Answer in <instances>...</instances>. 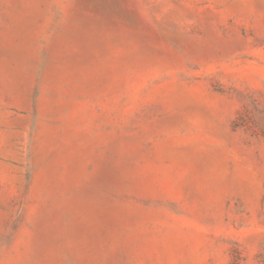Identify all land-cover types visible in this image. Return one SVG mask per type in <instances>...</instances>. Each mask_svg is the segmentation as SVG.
<instances>
[{"label":"rangeland","instance_id":"obj_1","mask_svg":"<svg viewBox=\"0 0 264 264\" xmlns=\"http://www.w3.org/2000/svg\"><path fill=\"white\" fill-rule=\"evenodd\" d=\"M0 264H264V0H0Z\"/></svg>","mask_w":264,"mask_h":264}]
</instances>
